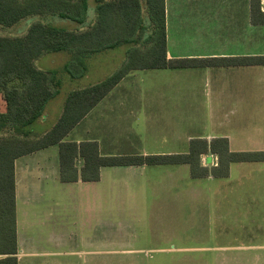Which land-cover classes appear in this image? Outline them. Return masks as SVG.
Instances as JSON below:
<instances>
[{
  "label": "crops",
  "instance_id": "1",
  "mask_svg": "<svg viewBox=\"0 0 264 264\" xmlns=\"http://www.w3.org/2000/svg\"><path fill=\"white\" fill-rule=\"evenodd\" d=\"M262 10L264 12V1ZM166 32L170 60L264 57V26L252 22L250 0H166ZM151 71L154 72V79L163 77L174 81L161 84L160 93L151 98L129 97L127 88L139 80L144 81L143 74ZM177 81L179 85L174 88ZM199 97L200 102L197 101ZM190 98L193 99L190 104L208 106L201 124L205 134L197 139L212 141L226 138L232 152H264V66L134 71L72 131L68 136H71L69 142H98L104 156L165 155L142 148L139 154L132 147L133 143L123 149L119 146L120 149L114 148L119 138L130 136L125 128V115L130 114L127 105H139L141 109L143 104L161 106L172 102L174 105L178 102L174 101L176 99ZM6 112L7 103L0 94V114ZM139 112L150 119V110ZM155 113H160L158 108H155ZM102 141L111 147L104 151ZM53 148L58 150V153L55 151L58 160L51 150ZM167 155H175V152ZM202 163L215 167L218 158L207 155L202 158ZM77 165L81 170L83 161L79 159ZM149 167L159 166L111 168H136L146 175ZM15 172L19 264H72L76 250L73 248L74 239L78 238H75L76 234L95 235L97 230L102 231L107 247L111 225L107 227V221H104V225L100 222L101 225L96 226L95 222L89 223V216H83V213L91 212L98 192L101 197H107V188L100 186L102 177L99 182L79 179L64 183L60 177L59 146L19 158L15 163ZM194 180L203 182L199 187H204L216 197L220 211L225 213L219 216L231 219L232 225L222 230L223 235L232 237V247L224 248L237 252L233 255L235 262L264 264V162L233 164L228 178ZM142 181L150 180L146 178ZM65 201L78 205L75 226L68 224L66 227L64 205L61 204ZM70 241L72 246L66 252ZM91 246L87 245L88 248Z\"/></svg>",
  "mask_w": 264,
  "mask_h": 264
},
{
  "label": "trees",
  "instance_id": "2",
  "mask_svg": "<svg viewBox=\"0 0 264 264\" xmlns=\"http://www.w3.org/2000/svg\"><path fill=\"white\" fill-rule=\"evenodd\" d=\"M264 0H250L252 22L264 26ZM95 22L86 31H68L36 23L24 37L0 36V94L7 112L0 114V264H19L15 163L21 157L59 146L60 177L64 183L99 182L101 170L131 166H189L193 179L228 178L231 166L264 162V152H232L229 140L193 139L186 154L104 156L100 144L66 139L72 131L134 71L197 69L225 66H264V57L250 59H168L166 0H95ZM88 0H0V28H13L34 16H57L84 25ZM127 48L122 67L103 82L72 91L54 128L42 137L32 127L44 120L50 101L62 88L57 72L43 71L35 62L44 54L69 52L65 71L83 78L86 59L94 54ZM218 158L204 166L203 156ZM83 166L79 170L77 162Z\"/></svg>",
  "mask_w": 264,
  "mask_h": 264
},
{
  "label": "rangeland",
  "instance_id": "3",
  "mask_svg": "<svg viewBox=\"0 0 264 264\" xmlns=\"http://www.w3.org/2000/svg\"><path fill=\"white\" fill-rule=\"evenodd\" d=\"M88 3V21L84 25L57 16H34L13 28H0V36L24 37L36 23L68 31H86L96 18L95 0H88ZM71 59L69 52H59L44 54L35 62L40 70L57 72L62 83L60 93L47 106L43 122L32 127L35 137H42L54 128L72 91L99 84L115 74L127 59V48L108 50L87 58L88 71L81 79H73L65 71ZM143 75L144 81L139 80L127 88L129 97L151 98L160 93L161 84L174 81L163 77L154 79L152 71ZM182 81L187 82L184 79ZM177 83L174 88L179 85ZM154 84L156 87H153ZM192 100L176 99L174 101H178L177 104L171 102L170 105L161 106L141 103V109L139 105L133 107L130 103L127 105L130 114L125 115V128L130 136L119 138L114 148L123 149L133 143L135 152L148 149L165 155L172 152L183 154L184 151L186 154L189 138L197 139L199 135L205 134L201 124L208 112V106L190 104ZM197 101L200 102V97ZM155 108H158L159 114L155 113ZM139 109L150 110V119H146ZM104 141L105 151L111 146L108 147ZM51 150L58 151L57 148ZM139 171L136 168L102 170L103 181L100 186L102 189L107 188V197H101L98 192L91 212L87 211L83 216H89V223L95 222L96 226H100V222L104 225V221H107V227L111 225L112 228L111 237L110 240L108 237L106 247L102 231L97 230L95 235L76 234L75 238H78L74 239L73 248L76 250L72 264H110V261L111 264H237L233 259L237 252L224 248L232 247V237L223 235L222 228L231 226L232 221L227 216H219L225 213L220 211L216 197L204 187H199L203 182L191 178L188 166L149 167L146 175ZM146 178L150 181H142ZM61 204L64 205L66 227L68 224L75 226L77 203L65 201ZM71 246L70 241L66 252Z\"/></svg>",
  "mask_w": 264,
  "mask_h": 264
}]
</instances>
